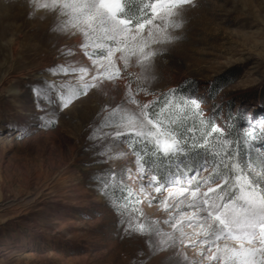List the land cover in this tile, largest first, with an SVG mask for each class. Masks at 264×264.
<instances>
[{
    "label": "rangeland",
    "instance_id": "rangeland-1",
    "mask_svg": "<svg viewBox=\"0 0 264 264\" xmlns=\"http://www.w3.org/2000/svg\"><path fill=\"white\" fill-rule=\"evenodd\" d=\"M55 26L51 15L33 11L30 0H0V264H139L140 253L143 264H179L173 247L156 250L154 242L146 243L148 236L117 226L121 217L111 204L119 192L101 191L97 178L107 174L108 165L92 163L96 149L90 145L98 142L89 134L97 129L104 105L118 102L129 82L133 89L145 84L135 80L138 67L131 65L127 71L133 76L116 86L91 89L55 112V123L41 126L33 87L43 81L73 83L72 77L46 71L65 59L89 63L76 48L80 34L59 35L51 31ZM176 35L180 39L155 58L150 92L189 82V89L207 98L206 114L217 105L223 117L233 113L226 131L243 127L241 109L264 119V0H195ZM61 47L73 48L77 56H61ZM211 81L219 89L215 95ZM137 99L147 102L153 96ZM51 118L50 107L46 119ZM132 159L117 158L113 166L119 172L125 164L131 167ZM152 194L167 196L163 190ZM140 210L141 219L159 221L157 227L170 231L162 223L168 213L155 201L149 206L145 200ZM184 251L193 262L198 259V249Z\"/></svg>",
    "mask_w": 264,
    "mask_h": 264
},
{
    "label": "snow or ice",
    "instance_id": "snow-or-ice-1",
    "mask_svg": "<svg viewBox=\"0 0 264 264\" xmlns=\"http://www.w3.org/2000/svg\"><path fill=\"white\" fill-rule=\"evenodd\" d=\"M30 2L33 11L52 16L53 33H79L82 40L76 48L89 61L85 65L65 59L46 70L53 76L72 77L73 83L43 81L33 87L41 126L55 123V112L91 89L116 86L132 77L127 71L131 65L140 69L135 80L145 84L137 83L133 89L129 82L118 102H107L97 129L88 137L98 142L90 145L96 149L92 163L108 165L107 174L97 178L98 187L105 194L112 189L119 192L111 204L121 217L117 226L127 234L148 236L146 243L151 247L154 242L156 250L173 247L179 264H264V119H254L241 109L238 119L243 127L226 131L233 113L223 117L222 106L217 105L206 114L202 104L207 98L200 97L196 88L189 89V82L163 93L147 87L155 58L180 39L176 33L184 27L186 10L195 7V0ZM58 52L77 56L71 47ZM208 87L213 95L219 91L214 81ZM141 94L153 99L143 102L137 99ZM50 107L53 118L46 119ZM241 147L243 156L238 159ZM129 155L134 158L132 166L125 164L118 172L114 161ZM162 190L167 196L152 194ZM145 200L149 206L155 201L168 213L162 223L170 231L157 227L159 221L141 219ZM154 237L158 239L153 241ZM189 247L198 249L194 262L184 251ZM142 255L137 256L139 264Z\"/></svg>",
    "mask_w": 264,
    "mask_h": 264
},
{
    "label": "trees",
    "instance_id": "trees-1",
    "mask_svg": "<svg viewBox=\"0 0 264 264\" xmlns=\"http://www.w3.org/2000/svg\"><path fill=\"white\" fill-rule=\"evenodd\" d=\"M237 158H238V159H240V157H239V156H238Z\"/></svg>",
    "mask_w": 264,
    "mask_h": 264
}]
</instances>
